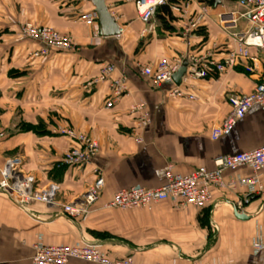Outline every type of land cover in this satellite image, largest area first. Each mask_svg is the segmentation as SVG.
Returning a JSON list of instances; mask_svg holds the SVG:
<instances>
[{"label": "crops", "instance_id": "crops-1", "mask_svg": "<svg viewBox=\"0 0 264 264\" xmlns=\"http://www.w3.org/2000/svg\"><path fill=\"white\" fill-rule=\"evenodd\" d=\"M208 1L172 6L175 20L166 31L155 17L148 24L139 21L134 0H104L120 30L119 36L104 38L96 21L81 18L94 12L90 0H0V184L2 168L17 160V170L31 177L36 189L55 188L51 203L29 205L0 190V264H33L36 243L97 244L110 259L131 257L135 264H264V248L252 249L259 236L264 240V198L246 199L241 189L215 194L201 208L174 202L130 211L108 207L119 190L162 186L170 167L181 175L213 171L220 156L264 146V105L252 107L228 135L211 139L231 111L229 98L254 90L255 76L243 67L204 79L185 74L180 97H170L169 85L155 86L140 73L161 59L188 68L191 58H225L233 42L221 28L220 15L239 8L235 0H219L217 6ZM25 23L68 36L75 50L32 57L41 45L21 36ZM103 65L115 70L101 81ZM120 80L124 92L108 107L114 100L112 84ZM137 104L148 115L145 124L132 111ZM60 130L98 142L88 165L63 163L76 143ZM248 173L241 168L221 175L227 181ZM100 177V195L87 214L68 217L62 206L75 202Z\"/></svg>", "mask_w": 264, "mask_h": 264}, {"label": "built area", "instance_id": "built-area-1", "mask_svg": "<svg viewBox=\"0 0 264 264\" xmlns=\"http://www.w3.org/2000/svg\"><path fill=\"white\" fill-rule=\"evenodd\" d=\"M235 2L239 8L238 13L230 12L220 15L221 28L233 42L225 58L220 61L191 58L192 65L188 68L186 66L185 74L195 79H204L212 73L222 74L235 67H243L246 73L255 76L256 85L250 94L229 98L231 111L221 126L213 131L212 140L228 135L236 122L242 119L252 107L264 105V0H235ZM164 3L165 0H134L139 21L144 24L150 23L155 16L156 9ZM179 8L173 7L175 10ZM81 18L88 24H92L96 21V14L89 12ZM241 24L243 25L240 26ZM191 27L194 28L195 23ZM20 34L23 38L41 45V48L31 53L34 58L46 56L49 50H75L68 36L61 35L46 26L38 27L32 23H25L20 27ZM252 51L257 54H252ZM180 66V63L175 60L161 59L152 66L142 68L140 73L149 78L155 86L169 85L172 89L169 93L170 97H180L182 96L180 85H176L172 79ZM114 70L112 65H103L99 79L104 81ZM122 83L123 81L120 80L112 84L115 87L114 100L107 103L108 107L124 92ZM132 111L139 115L140 123H147L148 115L144 113L142 105H134ZM58 133L76 143L64 154L63 163L65 165L86 166L97 154L99 144L96 140L71 130H60ZM18 166L19 161L17 160L5 164L1 170L0 190L12 201L21 205H29L33 202L51 203L55 196V188L36 189L34 180L31 177H23L17 170ZM241 168L248 170L249 173L232 175L227 181L223 180L221 175L223 170L234 171ZM164 179V184L154 189L134 186L119 190L112 195L108 207L130 211L158 203L174 202L180 207L190 205L201 208L211 203L215 194L222 195L240 189L244 191L246 199L264 198V146L234 155L220 156L215 159L213 171L200 168L189 174L181 175L173 172L170 167L165 171ZM102 186L103 179L100 177L87 187L75 202L62 206V211L72 219L83 217L98 199ZM263 248L264 240L259 236L253 242L252 249L258 252ZM69 260L97 264H135L131 257L110 259L97 244L66 247L36 243L33 246L31 258L33 264H67Z\"/></svg>", "mask_w": 264, "mask_h": 264}, {"label": "water", "instance_id": "water-1", "mask_svg": "<svg viewBox=\"0 0 264 264\" xmlns=\"http://www.w3.org/2000/svg\"><path fill=\"white\" fill-rule=\"evenodd\" d=\"M94 6V13L96 14V23L98 25V34L101 37H116L119 36L120 30L114 19L108 12L104 0H91ZM219 0H210L209 4L217 6ZM186 63H183L177 72L173 75V82L180 85L181 79L186 72Z\"/></svg>", "mask_w": 264, "mask_h": 264}, {"label": "trees", "instance_id": "trees-1", "mask_svg": "<svg viewBox=\"0 0 264 264\" xmlns=\"http://www.w3.org/2000/svg\"><path fill=\"white\" fill-rule=\"evenodd\" d=\"M183 0H165L164 5L159 6L155 12V18L163 30H172L170 24L175 20L171 11L172 6H177L182 3ZM204 1V0H201ZM210 1V0H209ZM208 1V2H209Z\"/></svg>", "mask_w": 264, "mask_h": 264}, {"label": "rangeland", "instance_id": "rangeland-1", "mask_svg": "<svg viewBox=\"0 0 264 264\" xmlns=\"http://www.w3.org/2000/svg\"><path fill=\"white\" fill-rule=\"evenodd\" d=\"M182 2H184V3H185V2H186V0H185V1H182ZM46 27H47V26H46ZM49 28H50V27H49Z\"/></svg>", "mask_w": 264, "mask_h": 264}]
</instances>
